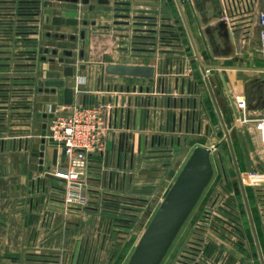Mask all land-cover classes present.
Segmentation results:
<instances>
[{"label": "crops", "instance_id": "crops-1", "mask_svg": "<svg viewBox=\"0 0 264 264\" xmlns=\"http://www.w3.org/2000/svg\"><path fill=\"white\" fill-rule=\"evenodd\" d=\"M47 1L42 0L43 5L41 1L34 4L1 2L3 8L0 12L12 11L6 8L11 5H42L40 28H52L49 29L52 33L46 31L48 38L57 33L77 35L74 40L54 37L58 42L55 45L58 50L56 56H60L65 51L64 46L69 45L65 41H87L89 27L108 32L109 38L100 44L112 47L113 54L95 57L90 53L89 57L88 50L84 49L83 58L79 53L77 57L64 54V63L47 60L48 67H42L46 60L36 61V74L14 76L11 81L18 85L8 87V90L6 78H0V264H125L192 149L196 145L211 147L207 143L220 141L217 124L221 123L201 72L200 61L206 65L208 82L226 126L238 122V117L239 122H243L239 109L234 106L232 94L234 86L244 81V74L258 76L263 73L262 66L251 65L253 60L248 56L249 50H245L249 46L250 35H254L256 29L249 28V25L230 27L221 21L222 0H180L199 61L181 16L182 30L178 23H167L158 29L156 39L135 36L153 35L151 32L132 30L135 27L152 28L132 23L150 22L153 21L151 18H130L131 25L120 23L126 20L120 15L128 13L122 11L123 8L129 7L131 16L151 17L155 15L159 0H130L128 5L124 2L126 0H110L109 4L83 3L82 0L76 3ZM74 10L82 15L72 14ZM54 15L76 17L80 23L77 26L64 22L54 24ZM84 20H87L86 25L82 23ZM8 25L12 24L0 22V35L5 37L1 32L16 29ZM230 28L242 30L243 39L239 45L231 44L233 53L227 58H232L235 52L238 54V48L240 57L233 60L234 66L211 62L207 59L210 47L220 42L219 47L224 49L227 44L224 34H233ZM80 29H85L83 39L78 34ZM109 30L112 33L109 34ZM59 47L63 48L62 52ZM222 51L219 57L226 58ZM104 52L99 50L98 55ZM81 61L95 62L99 69L101 65L118 64L151 67L153 71L141 75H105L104 89L100 88L102 79L99 74L95 90L93 65L88 69L75 67L74 75L68 77L69 86L75 89L77 85L74 102L105 107L108 128L102 148L89 155L86 201L67 205L63 201L65 182L48 174L50 168L63 163L62 153L58 150L56 165H52L55 146L47 143L45 137L43 162H40L44 118H36L35 112H45L49 103L66 105L63 88L56 86L52 91L53 86L45 85L44 81L62 78L64 66ZM7 62L0 60V63ZM108 84L116 85L117 90L107 91L105 86ZM119 87H123L122 91ZM114 96L124 99V104L115 105ZM257 101H261L260 106L246 112L245 120L252 112L256 116L264 114L261 91ZM191 142L194 144L192 149ZM256 232L264 235L258 230ZM192 236L187 239V245ZM215 238L222 244V255L227 251L233 255L230 240L217 235ZM253 242L258 254L254 237ZM258 243L264 260L260 237ZM185 249L182 247L179 251L178 264H195L184 256ZM240 250L245 253L243 248ZM257 257V264H262L259 254ZM243 261L250 263L249 259ZM206 264L212 263L207 261Z\"/></svg>", "mask_w": 264, "mask_h": 264}, {"label": "rangeland", "instance_id": "rangeland-1", "mask_svg": "<svg viewBox=\"0 0 264 264\" xmlns=\"http://www.w3.org/2000/svg\"><path fill=\"white\" fill-rule=\"evenodd\" d=\"M39 1H41L42 3V0ZM46 2L48 1L45 0V3ZM42 5L40 7H42ZM36 11L38 13L39 12L41 13L42 8H38ZM73 12H76L74 14H77L78 16L82 15L80 11L74 10L72 11V14ZM152 19H153L152 22L156 23V26L154 27L157 29V32H159L158 30L159 28H161L164 25L166 26L167 23L169 24L178 23L179 28L181 30L183 27L174 0H159V2L157 3L155 15L152 16ZM49 29L52 28L50 26H45L44 28L42 27L39 30L38 36H30L31 42L37 43L38 45L37 47L40 52V55H42L43 47H48L52 49V48H56L55 45H58L57 44L58 42L54 37L48 38L46 36V31H50V33H52V30ZM91 29L92 28L90 27L88 28V34H87L88 36L86 39L87 41L76 40L75 43H67L65 41V43L69 45L66 47L64 46V50L67 49L72 50L75 56L79 53L81 49L83 50L87 49L89 52V57L91 56L90 53L95 57H100L104 55L111 56V54H113L112 47L109 48L108 46L100 44V42L104 41V39L109 38L108 32L97 30L99 28L96 27L93 28L94 30ZM230 30L233 32V34L230 33L231 34L230 35L229 32L224 34L225 42L227 43L224 49L219 47L220 42L214 43V47H210L209 49L210 55L209 57H207V59L210 60L211 62H214L216 64L232 65V66L236 64L232 62H234L233 60L237 59V57H240L241 54L239 48L236 49V51L238 50V54L235 52L234 56L231 55L232 58H227V56H230V53L232 52L231 44L239 45L241 43V40L243 39L242 30L240 29L234 30L231 28ZM230 30L228 29V31ZM257 31L258 30L256 29V31L253 32L254 35L252 36L250 35L249 38L250 43L248 48L245 47V50L246 52L247 50H249L248 56H250L253 60L252 62H250L252 63L251 65L254 64L257 66H262L263 68V61L259 54V40L257 37ZM110 33H112L111 30H109V34ZM24 36L28 37L27 32L24 33ZM59 50L62 52L63 48L59 47ZM99 50L101 51L105 50L106 53L104 52V54L98 55ZM221 51L224 52L226 58L219 57ZM14 55L15 54L12 53L10 60H8L10 62V69L4 70V72H7L9 74L8 85L10 88L11 86L15 88V85H18L14 82L12 83L11 81L12 77L22 74H24L25 76L36 74V69L34 68V66L32 68H29V66H22L15 64V61L16 63H20V62L15 60L16 56ZM60 55H63V53ZM39 56L37 57L39 58ZM49 56H52V54L49 53ZM47 60L48 59H46V61H44V63L41 64L42 67H48L49 64L47 63L48 62ZM67 60H70V58H68ZM2 74H6V73H2ZM263 77H264L263 73L259 74L258 76H251L250 73L244 74L243 76L244 81H242L241 79L242 82H239L238 85L234 86L233 94H232L233 102H234V106L237 107L236 109H239L240 113L243 111L244 113H246L252 110L254 107L260 106L261 101L256 102V98L259 95L260 91L263 93L262 82H261V79ZM235 97H243L245 99L246 101L245 109H240L237 106ZM263 116H264L263 113L261 115L256 116V114L252 112L250 116H248V119L243 120V122L241 123L239 122V117H238V122L228 123V129L230 130V136L234 148V153L241 175H243L242 171L244 170L243 171L244 188L249 203L251 215L254 221V226L255 229L258 230V232L261 234H264V131H261L262 128L264 129V127H262L264 126V124L260 123L262 122L261 119L263 118ZM217 136L220 138L219 140H221V142L217 145L215 149H213L211 153V159L214 168L212 178L209 181L208 185L206 186L205 190L203 191L198 203L196 204L191 214L189 215L188 219L186 220L185 224L178 233L176 239L174 240L172 246L170 247L167 255L164 257L161 264L179 263L178 260L179 251H181L182 247L188 248L187 246L189 245H187V241H188L187 239L189 238V236L194 234V231L198 225L199 216L201 215V213L207 212L205 210H211L210 216H212L211 218L212 221L209 223L208 228H211L210 225L212 226L214 221L215 222L221 221L219 223L222 222L225 223V219H226V223L228 221L232 224V225L231 224H226V225L231 226L234 233L238 232L241 234L238 236L236 235L230 236V241L231 243H233V249H231L233 251L231 264H245L243 259H246V257H248V259L250 260V263L248 264L258 263V257H257L258 254L257 252H255V248L253 246L254 242H253V235H251L252 229L250 226L249 216L247 214L243 196L240 191L229 146L227 140L224 138V132L223 129L221 128V125H219V123L217 124ZM190 144H191L190 147L192 149L194 144L193 142H191ZM212 144L213 143H207L208 146H212ZM249 172H254L257 174V176H254L253 178L246 177V174ZM216 197L218 198V203L215 205V207H212L211 201H213ZM230 201H234L233 206L235 207V210H232L229 207V205L226 204V202H230ZM238 237L246 241L245 249H247V251H245V253L240 250L242 248L240 244L241 242L236 241ZM258 237L261 238L262 244L264 246V235H257V238ZM227 253L229 252L227 251Z\"/></svg>", "mask_w": 264, "mask_h": 264}, {"label": "water", "instance_id": "water-1", "mask_svg": "<svg viewBox=\"0 0 264 264\" xmlns=\"http://www.w3.org/2000/svg\"><path fill=\"white\" fill-rule=\"evenodd\" d=\"M65 1L74 2V3L78 2V0H65ZM174 1L176 3L180 16L183 20L185 28L189 34L190 40L195 49L196 57L200 61V56L196 48L194 38L190 31L182 3L180 0H174ZM6 2L10 4H21V3H27V2L34 4L39 1L8 0ZM82 2L83 3H95V4H109L110 0H82ZM115 2L119 3V1H115ZM125 4H128V3H125ZM6 8L11 9L12 11L0 12V21L9 22L12 25H8V27L16 28L14 31L9 30V31L3 32L5 37H0V41H1L0 47L4 48V50H0V53L8 54V56L5 57L7 60H10L11 54L14 53L16 55L15 60L20 62V63H15V64L22 65V66L33 67L36 65V61H38V59L39 60L48 59L50 61L57 60L60 63H64L65 56H56L58 55V50L56 48L51 49L48 47H43L42 55H40V52L37 47L38 46L37 43L31 42L30 37H24V33L26 32L27 34L35 33L32 31L30 32L27 31L26 28H30L34 26V25H29L30 23L28 22L39 20L37 19V16L39 15V13L36 10L40 8V6L18 5V7H15L14 5L13 6L11 5L10 7H6ZM26 9L34 10V11H23ZM122 11L128 12L126 14L120 15L122 18H124V20L126 19L125 21L120 22L121 24H124V25H131L130 18L132 20L133 18L134 19H139V18L140 19H147V18L152 19V16L150 17V16L140 15V14L131 16L129 14L130 12L129 8H123ZM137 11L146 12V10H143V9H137ZM52 21L54 24H62L64 22L66 25H75V26L79 25L80 23L79 19L76 17H64L63 18L60 15H54L52 17ZM82 23L83 25H86L87 20H84ZM132 23H134V25L136 26L138 25L153 26L152 28L135 27L132 30L135 32H151L153 35H135V36L156 39L157 29L154 27L156 26L155 22L133 21ZM47 35H50V33H47ZM123 35L126 36V34H123ZM76 36H77L76 34L65 35L63 33H57L54 35V37L58 39L69 38L72 40L76 39ZM79 37L82 39L85 37V29H80ZM164 38L165 37H160V39H164ZM49 53L52 54L54 57H49ZM64 53L65 55L69 57L73 55L72 50H68V49L65 50ZM37 56H39V58ZM79 56L81 58L84 57V50H81L79 52ZM6 65L7 66L10 65V63H6ZM92 65L94 66V69H93L94 70L93 74H94V79H95L94 84H93L94 90L97 89V78L99 74L102 79L100 88L104 89L103 78L105 75H112V74L141 75V74H151L153 71L151 67L128 66V65H118V64L101 65L102 68L99 69L98 67L99 64L95 62H90V61L82 62L81 61L76 64L64 66L62 78L47 79L44 81V84L47 86H53L51 89L52 91L56 90V86H61L63 88V102L66 105H70L74 102V89L73 87L68 85V82H67L68 77H72L74 75L75 67H78L79 69H88ZM200 67H201V72L204 76V79L208 85V89L212 97L213 103L215 105L217 115L220 119V123L223 129V132H224V138L227 140V143L229 146V150H230V153L233 159V164H234V169L236 172L237 180H238L239 187H240L243 200L246 206V211L249 216L250 226H251L252 232L254 233L253 237L257 245L258 254H259L261 263L264 264V260L262 258V253H261L260 246L258 243L256 229H255L254 221H253L251 211L249 208V203L247 200L244 184L242 181L238 163L236 161L234 148H233V144H232V140L230 136V130L228 129V127L226 126L224 122V119L222 117L220 109L216 103L214 94L208 82L206 65L200 61ZM105 89L107 91H110L111 89L113 91H116L117 86L108 84L105 86ZM122 89L123 87H119L120 91H122ZM38 90L41 91L42 88H39ZM45 90L48 91L49 90L48 87H46ZM126 90L129 91V87H126ZM83 100H84L83 103H85V97ZM118 103H120V105H123L124 99L122 98L119 99L118 96H114V104L118 105ZM128 104H130L129 100H128ZM116 111L115 113H117ZM52 116H53L52 112H49V113L40 112V111L35 112L36 118H44V120L42 121V125H41V136L43 138V141L41 144V152H40V162L41 163L43 162V155H44V149H45L47 119L51 118ZM241 119H244L243 112H241ZM220 142L221 140L215 141L211 147H206L203 145H196L192 149L184 165L178 172L176 178L174 179V181L172 182L168 190L166 191L164 197L159 203L150 221L148 222L147 226L145 227L144 231L139 237V240L136 246L134 247L132 253L130 254L126 264H161L164 257L167 255L170 247L172 246L174 240L176 239L178 233L180 232L181 228L185 224L192 210L198 203L203 191L205 190L206 186L208 185L209 181L212 178L214 168H213V163L211 159V153L213 149H215ZM57 157H58V149L55 147L52 151V165H56ZM192 244H194V241L192 242ZM188 248L189 250H185L186 251L185 257H187L190 260H193L194 259L192 257L194 255V253L192 252L193 247L189 246ZM187 254H190L191 256Z\"/></svg>", "mask_w": 264, "mask_h": 264}, {"label": "built area", "instance_id": "built-area-1", "mask_svg": "<svg viewBox=\"0 0 264 264\" xmlns=\"http://www.w3.org/2000/svg\"><path fill=\"white\" fill-rule=\"evenodd\" d=\"M1 2L7 3L6 0H0V4ZM222 3L220 19L226 25L230 27L249 25V28L251 27L258 30L259 54L263 61L262 72L264 74V3L261 2V0H222ZM0 8L3 7L0 6ZM39 15L37 16L39 20L33 21L34 23L32 25L34 26L30 27L31 31L32 29L36 30V36H38L37 34H39V30L41 29ZM1 34H3V32H1ZM31 35L32 34H28V37ZM0 36L4 37L3 35ZM3 56L7 57L8 54L0 53V60L8 61ZM7 63L10 62L8 61ZM1 66L7 65L6 63H0V71L2 70L0 72V78H6V87L8 89L9 74L4 72V68ZM7 67H10V65ZM13 78L14 77H12L11 80H13ZM76 87L77 85L75 89H73L77 91ZM262 91L264 103V77L262 79ZM235 98L237 106L240 109H245V99L243 97ZM45 112L53 113V116L49 118L47 122L45 136L47 143L55 146L63 156V163L60 166L58 165L50 168L48 174L65 182L63 199L65 204H81L86 201L85 179L88 176L89 155L102 148L108 128L105 107L102 105H87L76 102L64 106L56 103H49ZM245 119L246 114L244 113L243 120ZM261 121L260 123L264 124V116ZM261 131H264V129L262 128ZM254 176H257L254 172L246 174L248 178H253ZM241 177L244 184V174L241 175ZM190 239L189 246L193 245L192 242L194 237L192 236ZM184 254H186V251ZM226 254L227 253H225V255ZM192 263L194 262L192 261Z\"/></svg>", "mask_w": 264, "mask_h": 264}, {"label": "flooded vegetation", "instance_id": "flooded-vegetation-1", "mask_svg": "<svg viewBox=\"0 0 264 264\" xmlns=\"http://www.w3.org/2000/svg\"><path fill=\"white\" fill-rule=\"evenodd\" d=\"M129 1L130 0H128V1L126 0L124 2L129 4ZM128 4H126V5H128ZM126 8H129V7H126ZM32 32H36V30L32 29ZM37 35H39V34H37ZM31 36H36V34L33 33ZM64 52L65 51H63V55H60V56H65ZM211 202H212L211 206L215 207V205L218 203V198L216 197ZM226 204L229 205V207L232 210H235V207L233 206L234 201L226 202ZM205 211H207V212H205V213L203 212L199 216L198 225H197V227L194 231V234H193L194 244L191 245L193 247L192 252L194 253V255L192 256L194 258L193 262L195 264H206L207 261H208V263H212V264H221V263L222 264H231L232 254L227 253L225 256L222 255L223 254L222 244L220 241H218L215 238V235H217L219 238H221L223 236L226 240L229 241L231 235L238 236L241 234L238 232L234 233L232 227L226 225V224H231L228 221L226 223V219H225V223H223V222L219 223L221 221H217L218 222L217 223L213 220L214 222H213L212 226L210 225L211 228H208L209 223L212 221V219H211L212 216H210L211 210H205ZM217 224H219V225H217ZM251 235H254V233L252 231H251ZM256 235H258L257 232H256ZM236 241L237 242L240 241L241 247L245 251H247V249H245V245H246L245 240L238 237V239H236ZM243 241H244V244H243ZM230 244H231V241H230ZM185 250H189V249L186 248ZM187 255L191 256L190 254H187ZM222 256H224V257H222ZM246 259H248V257H246ZM245 264H248V263L246 262Z\"/></svg>", "mask_w": 264, "mask_h": 264}]
</instances>
